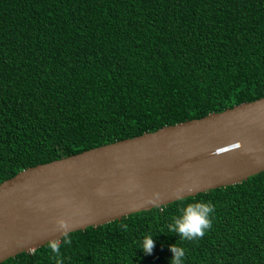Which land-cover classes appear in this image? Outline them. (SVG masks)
<instances>
[{
    "label": "trees",
    "instance_id": "16d2710c",
    "mask_svg": "<svg viewBox=\"0 0 264 264\" xmlns=\"http://www.w3.org/2000/svg\"><path fill=\"white\" fill-rule=\"evenodd\" d=\"M261 97L264 0H0V183ZM193 201L215 206L211 227L190 241L167 233ZM69 237L63 264H170L172 244L185 264H264V171ZM0 264L56 254L47 243Z\"/></svg>",
    "mask_w": 264,
    "mask_h": 264
},
{
    "label": "water",
    "instance_id": "95a60500",
    "mask_svg": "<svg viewBox=\"0 0 264 264\" xmlns=\"http://www.w3.org/2000/svg\"><path fill=\"white\" fill-rule=\"evenodd\" d=\"M262 171L264 97L28 167L0 183V263L61 239L59 218L84 230Z\"/></svg>",
    "mask_w": 264,
    "mask_h": 264
},
{
    "label": "clouds",
    "instance_id": "9594fccd",
    "mask_svg": "<svg viewBox=\"0 0 264 264\" xmlns=\"http://www.w3.org/2000/svg\"><path fill=\"white\" fill-rule=\"evenodd\" d=\"M156 195L158 198L159 193ZM148 203L154 202L149 199ZM158 206L160 205L154 204V208ZM214 213L215 206L211 202L193 201L186 203L180 208L179 214L172 217L171 222L167 225V233L177 234L181 240H195L202 237L205 231L211 227ZM57 224L62 231L63 243H71L68 222L64 218H59ZM124 227L126 228L127 226L124 225ZM153 237L154 235L152 233H146L140 242L139 249H142L147 254L152 253L155 245ZM48 246L56 254V264H63V258L60 252V239L49 240ZM170 250L173 253L170 264H185L186 251L183 247H177L175 244H172L170 245Z\"/></svg>",
    "mask_w": 264,
    "mask_h": 264
}]
</instances>
